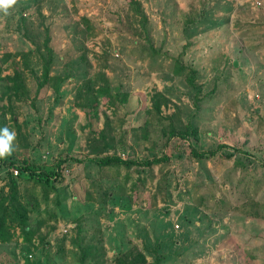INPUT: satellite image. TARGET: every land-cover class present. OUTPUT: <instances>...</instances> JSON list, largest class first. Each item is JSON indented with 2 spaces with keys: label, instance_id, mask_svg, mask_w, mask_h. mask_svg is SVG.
<instances>
[{
  "label": "rangeland",
  "instance_id": "rangeland-1",
  "mask_svg": "<svg viewBox=\"0 0 264 264\" xmlns=\"http://www.w3.org/2000/svg\"><path fill=\"white\" fill-rule=\"evenodd\" d=\"M46 40L49 76L64 80L38 88ZM263 53L264 0L0 10V131L15 134L0 199L12 176L31 231L26 242L10 226L6 199L0 264H80L84 254V264H264ZM174 60L194 69L195 88ZM15 69L25 90L5 80ZM99 72L109 92L77 107L78 87ZM188 125L195 135L180 137ZM192 150L216 154L200 161ZM106 156L135 164L93 162ZM154 158L167 160L139 165Z\"/></svg>",
  "mask_w": 264,
  "mask_h": 264
},
{
  "label": "trees",
  "instance_id": "trees-1",
  "mask_svg": "<svg viewBox=\"0 0 264 264\" xmlns=\"http://www.w3.org/2000/svg\"><path fill=\"white\" fill-rule=\"evenodd\" d=\"M135 4V3H134ZM136 7L138 8V6L136 5ZM139 10V8H138ZM141 12V11H139ZM140 15L144 18V15H142L140 13ZM143 30H144V25H142ZM48 40L45 41V49L47 51V57L43 60V64H42V70H41V74L39 77V81H38V88L43 87L44 85L51 83L52 85L55 84L58 85V83L61 82V80H64V78L61 77H50L49 73H50V69L53 63V52L52 50L48 47L47 45ZM174 64L177 67V74H185L186 76V80L188 82V84L195 88V80H196V75H195V71L194 69H192L191 67L188 66H184L181 62H178L177 60H174ZM8 82H11L12 85V89L13 90H25L24 86L22 84V78H21V73L15 69V71L13 72V75L11 77H6L5 79ZM3 81V80H1ZM107 78L105 76V74L103 72H99L97 73L94 78L92 79H86L83 80L82 84L78 87L77 91H76V96H75V101H76V106L82 109H86V105L85 102L87 100H89L90 98H92L93 96L96 98H100V97H105L106 94L109 92V88H108V84H107ZM53 86V87H55ZM155 109L157 111H159V106H160V101L158 99L155 100ZM196 130L192 127H190L188 125V127H186V130L181 132L180 137H187L190 134L193 136L195 135ZM237 153H242V154H246V152L242 151V150H237ZM216 154L215 150H211L208 152H196L195 150L191 151V156L195 159V160H209L211 157H213ZM167 160V158H154L152 160H145L141 163H139V165L145 167V168H150L152 165H156L159 163H162L164 160ZM93 162L98 165L99 167H106V166H110L112 164H117V165H122L125 166L126 168L131 167L132 165H134L135 163H133L132 161H125V160H121L119 157H115V156H106V157H101V158H97L94 159ZM15 165V163L12 161L9 163V166H13ZM21 169V171H24L26 169H28L26 163L23 164V166L19 167ZM142 173L139 172V174ZM11 176V175H10ZM8 188H9V194L6 198H1L0 199V241L1 242H6L7 241V237H5L3 235V226L5 225L6 220H8V213L7 212V207L8 205L6 204V199L8 200V204L10 201V206L12 207L11 213L13 214V216L11 218H9V224L12 227H18L21 231L22 234L25 235V241H29V237L28 235L31 234V231L29 229V226L27 224V216H26V210L24 208V206L20 205L19 203H17L16 201V194H17V183L14 181V179L12 178V176L9 178L8 180ZM47 182V181H45ZM85 255V254H84ZM82 255L81 259H80V264H84V262H86V256ZM25 264H32L29 263V261H25ZM116 264H136L135 263V259H128L127 256H118L116 259ZM151 264H160V260H155L153 263Z\"/></svg>",
  "mask_w": 264,
  "mask_h": 264
},
{
  "label": "clouds",
  "instance_id": "clouds-1",
  "mask_svg": "<svg viewBox=\"0 0 264 264\" xmlns=\"http://www.w3.org/2000/svg\"><path fill=\"white\" fill-rule=\"evenodd\" d=\"M17 0H0V10H7L15 5ZM15 139V134L7 128L0 131V158H4L12 153V143Z\"/></svg>",
  "mask_w": 264,
  "mask_h": 264
},
{
  "label": "crops",
  "instance_id": "crops-1",
  "mask_svg": "<svg viewBox=\"0 0 264 264\" xmlns=\"http://www.w3.org/2000/svg\"><path fill=\"white\" fill-rule=\"evenodd\" d=\"M262 62H263V73H264V55H263V61Z\"/></svg>",
  "mask_w": 264,
  "mask_h": 264
},
{
  "label": "built area",
  "instance_id": "built-area-1",
  "mask_svg": "<svg viewBox=\"0 0 264 264\" xmlns=\"http://www.w3.org/2000/svg\"><path fill=\"white\" fill-rule=\"evenodd\" d=\"M14 174L16 175L17 174V171H14Z\"/></svg>",
  "mask_w": 264,
  "mask_h": 264
}]
</instances>
